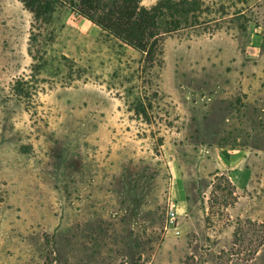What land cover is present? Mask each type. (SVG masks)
<instances>
[{
  "label": "rangeland",
  "instance_id": "obj_1",
  "mask_svg": "<svg viewBox=\"0 0 264 264\" xmlns=\"http://www.w3.org/2000/svg\"><path fill=\"white\" fill-rule=\"evenodd\" d=\"M244 1V30L164 35L150 68L67 7L32 34L0 0V264H264V0Z\"/></svg>",
  "mask_w": 264,
  "mask_h": 264
},
{
  "label": "trees",
  "instance_id": "obj_2",
  "mask_svg": "<svg viewBox=\"0 0 264 264\" xmlns=\"http://www.w3.org/2000/svg\"><path fill=\"white\" fill-rule=\"evenodd\" d=\"M31 14V33L39 31L58 7H67L107 36L143 55L148 67L161 68L160 41L164 35L205 24L216 30L226 18L244 30L246 2L227 6L220 0H155L144 6L142 0H18ZM240 6V7H239ZM245 21V20H244Z\"/></svg>",
  "mask_w": 264,
  "mask_h": 264
},
{
  "label": "crops",
  "instance_id": "obj_3",
  "mask_svg": "<svg viewBox=\"0 0 264 264\" xmlns=\"http://www.w3.org/2000/svg\"><path fill=\"white\" fill-rule=\"evenodd\" d=\"M232 152V154L234 155V153H236V152H239V151H236V150H233V151H231ZM241 152V151H240ZM216 154H217V156H218V152H216ZM237 156V155H236ZM232 157H235V155L234 156H232ZM243 157V156H242Z\"/></svg>",
  "mask_w": 264,
  "mask_h": 264
}]
</instances>
